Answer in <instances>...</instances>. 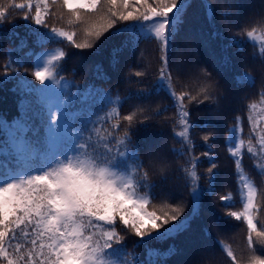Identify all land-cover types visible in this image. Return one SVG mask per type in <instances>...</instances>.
Returning <instances> with one entry per match:
<instances>
[{
  "label": "snow or ice",
  "instance_id": "6c2138e0",
  "mask_svg": "<svg viewBox=\"0 0 264 264\" xmlns=\"http://www.w3.org/2000/svg\"><path fill=\"white\" fill-rule=\"evenodd\" d=\"M190 6V0H0V27L14 9L27 28L26 36L6 50L8 59L0 74V85L14 79L17 86L12 90L21 95L19 115L11 122L0 119L4 136L0 141V264H142L124 243L128 235L139 238L134 247H146L143 264H164L180 250L174 244L164 252L148 245L191 232L201 216L205 195L226 202L225 215L246 225V255L238 257L231 244L220 241L230 264H264V188L258 190L243 164L246 153L250 154L264 175V109L256 114L257 103H249L247 139L242 135L240 116L228 129L227 152L234 159L241 204L239 210H231L233 194H217L215 188L218 164L209 143L213 132L201 136L209 147L200 154L210 165L204 177L207 187L200 184V156L194 154L191 136L193 129L211 125L192 120L190 106L208 102L219 108L218 85L212 73L200 69L204 80L197 77L195 91L190 83L177 91L169 61ZM205 7L211 13L207 0ZM257 23L259 27L243 29L224 46L217 61L221 68L230 65L228 47L242 49L244 41L236 37L258 41L264 55V21ZM12 24L16 27L15 21ZM107 35L123 37L119 47L112 49L113 67L125 48L135 51L142 41L156 43L159 67L155 79L136 96L142 101L161 93L171 97L176 113L173 131L182 144L172 152L184 159L174 169L159 155L150 157L146 168L133 139L139 126L162 116L168 106L153 108L146 103L122 116L120 107L132 99L131 94L113 97L102 87L81 89L58 78L67 53L63 47L49 49V44L66 42L81 51L98 50ZM29 39L34 49H41L24 53L35 55L31 75L37 83L27 79L26 68L24 74L19 71L25 61L18 54L29 47ZM95 72L98 79H107L102 65H96ZM129 73L141 78L138 84L150 75L147 68H129ZM183 74L185 69L177 66L175 78ZM243 78L252 79L247 73ZM260 103L264 104V96ZM170 171L181 174L187 199L161 191L157 203L153 192L157 184L151 177L159 176L164 184ZM203 233L211 237L207 226ZM201 251L205 253L202 264H219L211 247L205 245Z\"/></svg>",
  "mask_w": 264,
  "mask_h": 264
},
{
  "label": "trees",
  "instance_id": "16d2710c",
  "mask_svg": "<svg viewBox=\"0 0 264 264\" xmlns=\"http://www.w3.org/2000/svg\"><path fill=\"white\" fill-rule=\"evenodd\" d=\"M17 2H22V0H17ZM207 3L211 5V13L205 7V0H190L191 6L185 13V25L176 39L175 48L169 53V61L174 70L177 91L188 83L195 91L198 87L197 77L204 80L200 69H207L212 73L213 83L218 85L216 95L219 99V108L208 102L190 106L192 120L197 123L208 121L211 125L207 129L198 127L192 130L193 149L194 154L200 156L197 171L201 176V187H207L204 177L210 165L207 158L200 154L209 151V147L201 140V136L207 131L213 132V139L209 143L212 155L218 164V168L214 170L216 192L217 194L231 192L234 198L230 204L231 210H239L241 204L237 173L234 159L227 152L226 139L228 129L235 124L237 116L241 117L244 128L242 135L247 139L250 128L249 103H257L256 114L264 109V104L260 103L261 96H264V55L260 52L258 41H249L246 36H243L236 37L244 41L241 50H238L236 46L228 47L226 50L230 58L228 67L221 68L217 61L224 54V46L230 43V39L236 33L245 28L250 29L252 26L259 27L260 24L257 22L264 21V0H207ZM11 11L9 21L0 27V74L3 73V65L8 59L5 55L6 50L15 47L19 43V38L27 34L25 22L20 19L21 14L14 9ZM12 21H15L16 27H13ZM57 26H64L63 22H57ZM13 32L18 36H12ZM213 33L217 35L213 36ZM122 39L123 37L107 35L98 45V50L81 51L67 46L66 42L59 45L49 44L47 47L49 49L63 47L67 53L66 58L61 62L58 78L63 77L74 82L81 89L89 85L102 87L110 90L113 97L119 94L123 98L131 94L132 99L120 107L122 116L129 114L136 106L146 103H151L153 108L157 105L168 106V111L162 116L154 117L147 122L146 126H139L133 139L138 145L140 158L144 161L146 168L150 167V157L159 155L169 164L170 168L174 169L177 165L183 164L184 159L172 152L173 148H181L182 144L173 131L172 125L176 119V113L171 97L166 93H161L160 95L154 94L150 101H142L136 96L137 92L150 86L155 79L159 67L157 45L154 41L151 43L142 41L135 51L125 48L119 53V63L113 67L110 63L111 52L114 47H119ZM29 50H33L34 54L41 51L39 48L34 49L29 39V47L18 55L24 56V53ZM34 59L35 55L24 56V67L19 71L24 74L26 68L28 70L27 79L37 83L31 75L34 70ZM96 65H102L104 73L107 74L106 80L97 78ZM177 66L185 69V74L180 79L175 78ZM129 68L132 71L147 68L150 75L145 83L138 84L136 81L141 78L130 75ZM244 73L252 78L251 81L243 78ZM238 77H240L239 80ZM16 86L17 81L14 79H9L0 85V119H7L11 122L19 115L18 104L21 95L18 91L12 90ZM179 130L177 125L176 131ZM3 139V134H0V141ZM243 164L246 174L258 190L264 188V175L260 173L256 161L250 158V154L246 153ZM168 175L169 179L164 184L160 183L159 176L152 175L151 177L152 181L157 184V187L153 189L157 196L156 202H159L161 191L172 193L178 200L187 199V189L180 178L181 174H172L170 171ZM225 203L219 201L216 196L205 195L201 216L193 223L191 232L181 234L174 239L151 241L148 247L164 252L174 244L180 250L178 255L166 258L164 264H202L205 253L201 249L205 245L211 247L212 254L219 264H230L220 241L231 244L238 257L246 255V225L225 215ZM205 226L211 231L210 238L203 233ZM138 239L128 235L124 243L128 251L135 253L143 264L147 259V249L144 246L134 247Z\"/></svg>",
  "mask_w": 264,
  "mask_h": 264
}]
</instances>
